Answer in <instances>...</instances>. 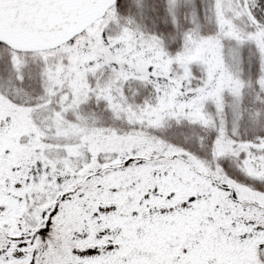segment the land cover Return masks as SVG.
<instances>
[{
	"label": "snow or ice",
	"instance_id": "obj_1",
	"mask_svg": "<svg viewBox=\"0 0 264 264\" xmlns=\"http://www.w3.org/2000/svg\"><path fill=\"white\" fill-rule=\"evenodd\" d=\"M0 264H264V0H0Z\"/></svg>",
	"mask_w": 264,
	"mask_h": 264
}]
</instances>
